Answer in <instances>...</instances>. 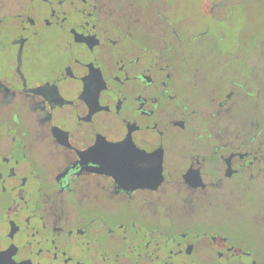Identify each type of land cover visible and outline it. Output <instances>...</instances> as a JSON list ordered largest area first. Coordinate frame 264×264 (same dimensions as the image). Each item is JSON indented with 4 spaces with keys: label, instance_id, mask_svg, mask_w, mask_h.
I'll use <instances>...</instances> for the list:
<instances>
[{
    "label": "flooded vegetation",
    "instance_id": "af4514ba",
    "mask_svg": "<svg viewBox=\"0 0 264 264\" xmlns=\"http://www.w3.org/2000/svg\"><path fill=\"white\" fill-rule=\"evenodd\" d=\"M181 1L0 0V264H264V43Z\"/></svg>",
    "mask_w": 264,
    "mask_h": 264
},
{
    "label": "rangeland",
    "instance_id": "374dc122",
    "mask_svg": "<svg viewBox=\"0 0 264 264\" xmlns=\"http://www.w3.org/2000/svg\"><path fill=\"white\" fill-rule=\"evenodd\" d=\"M201 5L197 0L181 1L176 5L175 14L187 18L194 11L195 19L203 20V25L209 30L204 39L206 44L210 47L217 44L224 52L238 56L241 63L257 53V46L264 43V0L245 1L242 9L226 17L219 26L210 21L200 9ZM197 11L204 14L199 15Z\"/></svg>",
    "mask_w": 264,
    "mask_h": 264
}]
</instances>
